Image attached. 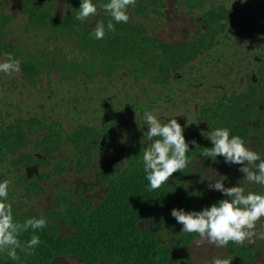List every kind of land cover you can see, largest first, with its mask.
I'll use <instances>...</instances> for the list:
<instances>
[{"label":"trees","instance_id":"16d2710c","mask_svg":"<svg viewBox=\"0 0 264 264\" xmlns=\"http://www.w3.org/2000/svg\"><path fill=\"white\" fill-rule=\"evenodd\" d=\"M92 2L97 5L98 14L82 22L76 19L81 0H66L63 12L57 10L55 0H21L24 20L15 26L17 11L6 12L8 4L0 0V55L10 54L18 60L21 71L28 78L39 74V65H53L59 61L57 67L73 75L83 71L87 75L112 76L117 69L123 68L135 79L168 84L193 60L212 50L222 34L240 18L227 0H180L181 6L200 16L202 24L191 40L176 43L162 39L149 27L151 13L163 15L164 0H135L127 10L128 22L113 21L115 31H106L104 38L97 40L92 36L96 23L107 25L111 18L99 8L107 0ZM13 25L20 32H43L48 40H57L60 36L71 39L75 48L86 56L78 61L65 58L61 52L64 57L56 58L46 47L40 49V46L30 44L32 49H37L33 53L29 45L24 47L19 45V40L9 39ZM53 45L54 48L62 46L58 42ZM259 116L264 117V55L257 61L254 75L248 77L244 89H226L217 97L202 99L197 104L195 121L178 122L189 144L190 151L186 155L190 162L160 188L149 190L142 162L149 141L144 136L119 149L124 159L123 167L112 173L106 170L101 173L109 189L96 206L82 192H60L51 208L39 212L25 208L16 200L15 193L8 190L7 202L12 206L15 221L22 223L28 218L43 217L46 226L35 231L29 229L19 237L23 243L32 235L39 236L40 243L33 250L17 249L18 260L9 258L6 250L0 251V264H52L59 255H73L90 263L105 264H203L195 260L189 250L193 240L198 238L197 234L182 233V225L174 217L163 215L162 211L173 208L199 211L224 199L220 191L216 195L207 192L202 173L194 170L193 162L200 158L204 162H215L219 167L225 163L222 156L215 160L201 156L204 148L212 146L207 136L216 128L229 129L230 136L241 137L249 149L257 142L264 144V129H259L256 124ZM198 122L206 123L207 128ZM116 129V121L103 126L78 121L67 129L59 117L0 116V166L29 147L32 141L43 153L52 154L68 142L88 155L96 139L113 137ZM192 141L196 143L192 144ZM193 172L198 180L194 187H189L187 181ZM228 177L224 180L225 187L235 186ZM18 183L24 186L28 195L33 193V181L25 174L20 175ZM244 189L246 193L264 194V186ZM145 217L155 223L140 226V220ZM68 224L74 226V232L61 231V225ZM255 232L258 235L243 244L230 241L223 247L222 258L231 259L230 264H244L253 260L257 253H264V238H260L264 233V217L257 222Z\"/></svg>","mask_w":264,"mask_h":264},{"label":"rangeland","instance_id":"374dc122","mask_svg":"<svg viewBox=\"0 0 264 264\" xmlns=\"http://www.w3.org/2000/svg\"><path fill=\"white\" fill-rule=\"evenodd\" d=\"M1 1L8 4L6 12L17 11L15 26L23 22L21 0ZM227 1L233 5L240 18L222 34L212 50L193 60L168 84L152 83L145 78L135 79L123 68L117 69L112 76L87 75L83 71L73 75L59 69V61L53 65H39V74L33 78L26 77L21 69L13 74L0 72V116L35 114L59 117L67 129H71L78 121L97 126L110 121L117 123L115 136L96 139L88 155L80 147L68 142L52 154L43 153L32 141L29 147L0 166V182L8 180V190L15 193L16 200L25 208L39 212L51 208L60 192H82L93 206L100 204L109 189L101 173L105 170L112 173L123 167L124 159L119 149L131 140L147 136L143 121L145 109L152 111L161 122L172 118L179 123L192 122L196 120L197 104L202 99L217 97L226 89H244L248 77L254 75L257 61L264 55V0H244L243 3L241 0ZM55 2L57 10L63 12L66 0ZM164 2L161 8L163 15L151 13L149 27L167 41L182 43L191 40L202 24L200 16L181 6L180 0ZM15 26L10 31L9 39L19 40L21 46L29 45L30 49V44L40 46V49L44 46L54 52L56 58L64 57L61 52L66 55L65 58H76L78 61L86 56V53L75 48L71 39L60 36L57 40H48L43 32H20ZM55 42L62 46L54 48ZM32 50L35 53L37 49ZM5 59L4 55H0V62ZM198 123L207 128L206 123ZM256 124L263 130L264 117H257ZM251 150L264 159V144L257 142ZM192 167L202 173V181L211 195H216L218 190L209 189V177L226 181V176H230L228 178L232 185L239 183L244 188L257 185L243 179L239 171L241 165L238 164L223 163L219 167L215 162H204L197 158ZM21 174L33 181L31 195L18 183ZM197 180L196 174L191 173L187 186L194 187ZM162 214L172 216L168 210H163ZM154 223L148 217L140 220L142 227ZM61 231L72 233L74 226L61 225ZM196 239L189 248L195 260L210 264L214 257L223 259V247L207 242L197 246L194 243ZM52 264L105 263H90L73 255H59ZM244 264H264V253H257L253 260Z\"/></svg>","mask_w":264,"mask_h":264},{"label":"clouds","instance_id":"9594fccd","mask_svg":"<svg viewBox=\"0 0 264 264\" xmlns=\"http://www.w3.org/2000/svg\"><path fill=\"white\" fill-rule=\"evenodd\" d=\"M134 4L135 0H107L101 3L99 8L111 19L107 25L103 22L96 23L92 32L93 38L103 39L106 31L114 32L113 21L127 23L129 20L127 10ZM97 14V5L92 0H81L76 19L83 22ZM5 55L7 58L0 62V72L18 73L19 61L10 54ZM143 121L147 128L149 146L143 151L142 162L151 191L160 188L175 172H181L187 167L190 161L186 154L190 150L183 135L184 129L175 118L161 122L152 111L145 109ZM207 138L212 146L204 148L201 153L203 158L215 160L217 156H222L225 163L241 165L239 171L245 181L264 186V159L246 147L241 137L230 136L227 128H216ZM207 179L209 189L220 191L225 198L199 211L173 208L171 215L182 225L181 232L197 234L198 239L194 241L197 246L207 242L216 247H226L230 241L236 244L251 241L257 235L255 232L257 222L264 217V194L251 191L246 193L239 183L236 186L225 187L224 179L215 177ZM8 188V180L0 182V251L6 250L9 258L18 260L17 249L31 251L40 243L37 235H32L22 243L19 239L21 234L29 229L35 231L44 228L46 219L33 217L22 223L15 221L12 206L7 202ZM260 238H264V233L260 234ZM230 261L231 259L214 257L210 264H230Z\"/></svg>","mask_w":264,"mask_h":264}]
</instances>
